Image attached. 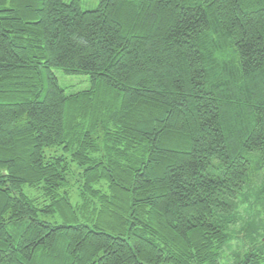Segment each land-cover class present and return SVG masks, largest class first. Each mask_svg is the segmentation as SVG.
Returning <instances> with one entry per match:
<instances>
[{
  "label": "trees",
  "instance_id": "1",
  "mask_svg": "<svg viewBox=\"0 0 264 264\" xmlns=\"http://www.w3.org/2000/svg\"><path fill=\"white\" fill-rule=\"evenodd\" d=\"M263 171L264 0H0V264H229Z\"/></svg>",
  "mask_w": 264,
  "mask_h": 264
},
{
  "label": "rangeland",
  "instance_id": "2",
  "mask_svg": "<svg viewBox=\"0 0 264 264\" xmlns=\"http://www.w3.org/2000/svg\"><path fill=\"white\" fill-rule=\"evenodd\" d=\"M67 1L69 2V0H66V2ZM99 1L100 0H80V4L83 9H90L96 7ZM73 80L74 78H68L65 81H67L68 84L69 82L72 83ZM66 91L68 93V90ZM256 178L257 179L254 180L255 184L253 187L264 180V171L263 173L257 175ZM248 200L251 201L250 199ZM237 209L240 219L235 225L230 226V242L223 248L221 253L223 262H227L229 264H232L236 259H240L245 253L247 246L255 242L264 234V215L261 212L252 210L250 204H246L243 198H241L238 202Z\"/></svg>",
  "mask_w": 264,
  "mask_h": 264
}]
</instances>
